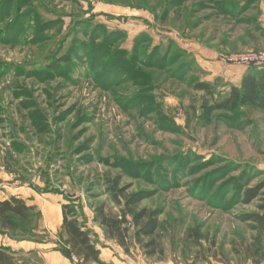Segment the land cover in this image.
Returning <instances> with one entry per match:
<instances>
[{
    "label": "rangeland",
    "instance_id": "1",
    "mask_svg": "<svg viewBox=\"0 0 264 264\" xmlns=\"http://www.w3.org/2000/svg\"><path fill=\"white\" fill-rule=\"evenodd\" d=\"M257 51L264 0H0V198L21 187L73 206L110 264H249L258 231L240 216L260 200L240 202L228 183L264 179V110L216 101L242 68L261 67L228 58ZM116 176L127 193H150L140 208L162 210V257L134 240L126 253L95 221L100 205L120 211L107 188ZM42 218L0 237L57 234L75 264Z\"/></svg>",
    "mask_w": 264,
    "mask_h": 264
},
{
    "label": "trees",
    "instance_id": "2",
    "mask_svg": "<svg viewBox=\"0 0 264 264\" xmlns=\"http://www.w3.org/2000/svg\"><path fill=\"white\" fill-rule=\"evenodd\" d=\"M134 58V57H133ZM136 57L129 62L136 64ZM195 88L203 90L208 95H213V87L209 82L199 81ZM245 106L259 107L264 110V64L261 67H253L248 70L239 85H232L229 94L216 101V107L220 110L235 111ZM234 179L229 181L228 187H233L236 196L242 203H250L260 200L258 211L244 213L240 219L253 224L258 231L256 244L250 250V256L254 264L264 261V179L255 187H247V183ZM253 180V179H252ZM226 186V185H225ZM107 188L112 200L120 207L117 215L107 213L105 206L97 207L95 221L104 231L106 238L114 240L126 253L130 252L132 240L139 244L147 257H162L165 253L160 241L162 223L160 221L161 209L140 208L142 201L149 197V192L139 190L127 193V187L120 186V177L107 179ZM41 219V212L34 206L28 205L23 199L13 197L0 199V226L7 230H16L19 222L26 224L35 223ZM62 239L66 249L62 251L67 255L74 253L84 263H105L100 257V249L93 238V231L79 221L77 212L73 206L63 205ZM9 247L0 246V264H7Z\"/></svg>",
    "mask_w": 264,
    "mask_h": 264
},
{
    "label": "crops",
    "instance_id": "3",
    "mask_svg": "<svg viewBox=\"0 0 264 264\" xmlns=\"http://www.w3.org/2000/svg\"><path fill=\"white\" fill-rule=\"evenodd\" d=\"M243 67V66H241ZM246 68H242V72L240 74H236V77L234 80H236L235 83L232 85H239L244 74L248 71L245 70ZM231 85V86H232ZM230 86V87H231ZM14 197L20 198L22 197L24 201L28 205H34L36 208L38 207V210L43 213L42 220L44 221V227L42 226V223L40 224L42 228H48V232L51 233L56 231L58 233V230H62V223H63V205L62 201L59 198L56 199H44L41 200L39 195H36L34 190L27 188L24 189L21 187H15L12 190L11 194H15ZM1 200L4 199H11V197H1ZM42 221V222H43ZM45 233V232H44ZM58 236L53 235L51 237H47L45 240L40 241H29V240H23V241H16V242H9L3 240L2 237H0V246L9 247L11 251H23L24 254L27 255H35L36 258L32 262H29L28 264H73L72 261H70L69 258H67L59 249H58ZM112 241V240H111ZM115 242V241H114ZM116 243V242H115ZM117 244V243H116ZM109 251L101 252V259L105 262L110 264L114 258H112L111 248H108ZM249 264H253L250 262ZM264 264V261L261 263Z\"/></svg>",
    "mask_w": 264,
    "mask_h": 264
},
{
    "label": "built area",
    "instance_id": "4",
    "mask_svg": "<svg viewBox=\"0 0 264 264\" xmlns=\"http://www.w3.org/2000/svg\"><path fill=\"white\" fill-rule=\"evenodd\" d=\"M228 62L238 63L241 65H251V64L262 65L264 64V51L235 54L230 58H228ZM73 260L75 264H83L80 260H78L76 255H73Z\"/></svg>",
    "mask_w": 264,
    "mask_h": 264
}]
</instances>
